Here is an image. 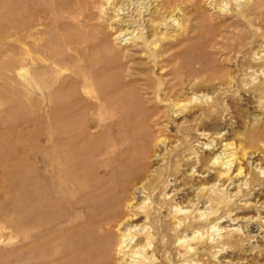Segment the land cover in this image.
I'll return each instance as SVG.
<instances>
[{"label":"rangeland","instance_id":"374dc122","mask_svg":"<svg viewBox=\"0 0 264 264\" xmlns=\"http://www.w3.org/2000/svg\"><path fill=\"white\" fill-rule=\"evenodd\" d=\"M33 1L0 0V264L118 263L78 234L95 168L109 187L173 180L175 201L192 199V263L264 264V0H159L166 36L147 43L83 20L98 13L86 0ZM227 142L238 157L219 178L210 160Z\"/></svg>","mask_w":264,"mask_h":264},{"label":"bare ground","instance_id":"6f19581e","mask_svg":"<svg viewBox=\"0 0 264 264\" xmlns=\"http://www.w3.org/2000/svg\"><path fill=\"white\" fill-rule=\"evenodd\" d=\"M86 1L89 3L88 5L90 8L91 7L97 8L98 13L97 14L94 13L93 15V11H91L92 14L88 13L83 15L84 17L83 20L85 21L96 20L95 22H98L101 25V27L107 28L108 30L112 31L115 35V38L118 39L119 42L125 41L126 39H128V37L133 36L135 37L134 38L135 40L139 42L141 41L147 43L150 42V40L156 35L158 37H162V39L166 36L164 31L162 32V30H159L160 28L164 27L163 25L165 24L163 23L164 19H161V17L165 15L163 13L164 12L163 5L158 3L159 0H86ZM154 2L157 3L154 4ZM146 14H151V17L145 18ZM171 17L172 16H170L169 19L167 18V22L169 23V21L172 20L174 22L172 24L173 27L180 23L179 19L176 16L172 17L173 19H171ZM144 23L147 24V31H150V33L147 34V36L145 35V30H144L145 26L141 27ZM150 26L151 28H149ZM153 44H155V42H153ZM185 104L186 103H181L180 108H184ZM55 130H57L56 122L52 127V132H51L52 134L50 136L51 137L50 140L53 142H58L60 138L56 135ZM201 134L205 135L207 134V132L202 131ZM164 139L165 138L163 139L159 138L158 140H156L157 141L156 143L161 144ZM52 151L56 153L55 152L56 150H52ZM237 154L238 153L235 150V148L232 146V144L230 142H227L224 144V148L220 151V153L214 155L213 158H211L210 160L211 165L218 166L217 176L219 178L229 177L230 175L229 172L231 170L230 169L231 163H233V161L236 160V158L238 157ZM156 155H157V157H155L156 159L160 158L158 156L159 154ZM51 159H52V154H49L48 159L46 158L45 160V162L48 163L47 165L49 167H51L50 164H52ZM40 160H41L40 157H38V161ZM63 160H64L63 162L65 161L69 162L70 156L68 155L67 158L65 157V159ZM73 162L68 166V168L66 169L67 171H65V173L64 172L62 173L63 178H65L66 180L69 179V181L70 180L74 181L73 180L74 171L78 167H80V165H82L83 160H80L75 163ZM57 163L58 162L56 161V164ZM236 169L237 170H235L234 175L242 176L243 175L242 166L239 165V167L237 166ZM96 173H97V169L95 168L93 169V176L91 178V181H89L88 185L84 188V192L86 194L84 196L85 198L82 202L80 201L81 203L78 206L85 219L84 221L85 223H83L82 226L88 228L89 230L88 233L85 235H83L84 232L82 233L81 231H79L78 234L80 235L79 236L80 239L82 240L85 239L87 241H92V242L96 239L100 240V243L104 249L106 247L109 248L111 247V245H114L115 252L116 254H118L120 258L117 264H145V262L150 260L156 261V259L161 255L159 253L160 255L158 256L157 255L158 252L165 251V249L166 250L168 249V251H170L171 253L169 255L170 257L166 258L162 256V258L158 260L159 262L157 264H165L168 262L170 264V262L172 263L174 261H179L180 259H178V256L179 257L183 256L182 257L183 262L181 261L182 264H194V262L192 263L193 256L195 254V251L199 249V248H197V250L195 249L196 246H198V245L195 246V241L197 236H199V234H197L198 230L192 228V223H194L192 222L193 220V214L191 210L192 199L185 204H182L181 203L182 201H175L179 197L181 198V196H179L180 192L175 193V188L172 187L173 180L171 181L167 180L166 182L168 184L164 182L166 183V184L163 183L165 187L162 188V190H159V188L163 186V185L161 186L162 180L160 181L159 178L157 179L155 176H154L155 178L152 176L153 178L149 177L143 179L142 181L137 180L135 183H133L131 186L127 188H123L121 186L122 183H124V180L121 181L120 180L121 178L118 177L119 182L116 185V187L114 186L109 187V185H107L105 181L97 180ZM52 176H53L52 174L48 175V179L50 178V180L49 182H47L48 185H50L51 190H53L52 181H51ZM60 186L58 187L60 188ZM205 186H203V188ZM36 187L38 190L39 184H37ZM69 189L67 188L66 193H68ZM56 190L55 192H57ZM156 194L158 195L162 194V196L161 197L157 196L159 198L154 199L153 197ZM222 197H220V199ZM171 199L173 200V203L172 205L169 206V203L172 201ZM73 204L71 203V205ZM46 205L48 207L50 206L49 200L46 201ZM180 215L183 216L181 217ZM221 215L223 216V214ZM221 219L211 222L208 226V230L217 229L220 226L219 223L222 222ZM185 220H189V221H185ZM183 222H187V223L189 222V223L188 224L185 223L182 226ZM67 223L69 224L70 227L75 222L74 220L71 219L70 221L68 220ZM203 233L204 232L202 231L201 235H203ZM226 235L228 236L229 233L225 234V237H227ZM209 237L214 238L215 236L213 237L211 235ZM216 239L217 238H215V240ZM206 240L208 241V239ZM205 249L207 248L202 249V252ZM180 250L182 254L179 253ZM67 251L69 254L72 251V250L70 251V246ZM227 263L228 261H226L224 264Z\"/></svg>","mask_w":264,"mask_h":264}]
</instances>
